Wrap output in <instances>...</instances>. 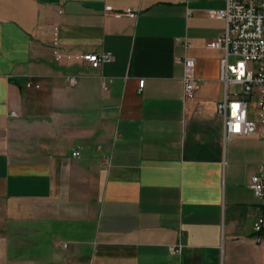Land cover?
<instances>
[{
	"label": "crops",
	"instance_id": "obj_1",
	"mask_svg": "<svg viewBox=\"0 0 264 264\" xmlns=\"http://www.w3.org/2000/svg\"><path fill=\"white\" fill-rule=\"evenodd\" d=\"M224 5L0 0V264H264V138L226 137L217 108Z\"/></svg>",
	"mask_w": 264,
	"mask_h": 264
},
{
	"label": "built area",
	"instance_id": "obj_2",
	"mask_svg": "<svg viewBox=\"0 0 264 264\" xmlns=\"http://www.w3.org/2000/svg\"><path fill=\"white\" fill-rule=\"evenodd\" d=\"M191 11L188 9V12ZM105 12L123 14L115 11L111 5L105 6ZM125 13L132 17L138 14L133 8H128ZM207 14L226 22L224 32L208 42L209 47L223 48L226 52L220 73L225 93L217 103L218 111L224 116L226 137L259 134L264 138V0H225L224 7L209 8ZM81 56L95 68L114 59L111 51L89 52ZM231 56L236 57L234 62L229 61ZM182 62L184 91L186 96L193 97L200 82L196 62L190 56H185ZM77 81L76 75L69 77L70 85H75ZM144 84L145 79H141L139 87L143 88ZM235 85L238 88L231 89ZM11 115L18 116V113L12 111ZM250 187L261 200L263 213L254 223L255 238L261 240L264 230V162L252 175ZM169 249L177 253L182 246L171 245Z\"/></svg>",
	"mask_w": 264,
	"mask_h": 264
},
{
	"label": "rangeland",
	"instance_id": "obj_3",
	"mask_svg": "<svg viewBox=\"0 0 264 264\" xmlns=\"http://www.w3.org/2000/svg\"><path fill=\"white\" fill-rule=\"evenodd\" d=\"M236 60V57H234V56H231L230 57V62H234ZM236 88H238V85H235V86H231V89H236ZM256 99V97L254 98V100Z\"/></svg>",
	"mask_w": 264,
	"mask_h": 264
}]
</instances>
